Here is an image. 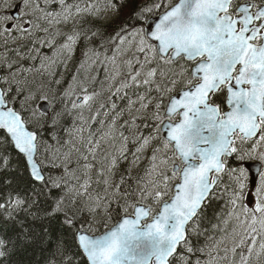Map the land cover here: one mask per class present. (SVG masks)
I'll list each match as a JSON object with an SVG mask.
<instances>
[{"label":"snow or ice","instance_id":"obj_1","mask_svg":"<svg viewBox=\"0 0 264 264\" xmlns=\"http://www.w3.org/2000/svg\"><path fill=\"white\" fill-rule=\"evenodd\" d=\"M27 245L264 264V0H0V264Z\"/></svg>","mask_w":264,"mask_h":264},{"label":"trees","instance_id":"obj_2","mask_svg":"<svg viewBox=\"0 0 264 264\" xmlns=\"http://www.w3.org/2000/svg\"><path fill=\"white\" fill-rule=\"evenodd\" d=\"M128 9H125V12H127ZM111 30V29H110ZM81 51H82V46L78 47L76 52H75V57L73 59V61L71 62L70 65H67V69H62L63 65H57V70L56 72H49V75L45 76V82L49 79L52 78V76L50 75L51 73H56L57 75L55 76L56 79H62L63 83L60 86L59 89L56 88L55 85H53V90L59 91V92H63V90L65 88H67L68 83H70L72 81V76L75 74L76 69L80 63L81 60ZM45 52L48 56L51 55V51H48L47 49H45ZM59 69H61L64 72H61V78H58L59 76ZM92 75H94L95 73H91ZM104 80V72L103 70H100V74H99V79L97 81V83L95 84V88L97 90H100L102 85L100 84L99 81ZM103 87H106V85H103ZM70 123V121H69ZM98 127V126H97ZM130 149L132 148L131 145L128 146ZM148 163L147 159L145 158L143 163H142V167L146 166ZM125 167H127L126 164H121V168L120 170L122 171ZM224 207V201H217L214 202L213 207L208 209V215L211 217L214 213V211H219L221 208ZM11 234V232L9 233ZM43 254H42V250L41 247L39 245H27V246H22V247H18L16 249V251L8 258L7 264H43Z\"/></svg>","mask_w":264,"mask_h":264},{"label":"rangeland","instance_id":"obj_3","mask_svg":"<svg viewBox=\"0 0 264 264\" xmlns=\"http://www.w3.org/2000/svg\"><path fill=\"white\" fill-rule=\"evenodd\" d=\"M50 57H52L53 60H57V59H58V57H57V56H53V54H52ZM74 57H75V54H74V56L72 57V59H71L70 61H68L67 65H70V64H71V62L73 61ZM57 65H58V64H55V63L50 64V65L48 66V70H49V72H50V71H51V72H56V70H57V68H58ZM67 65H66V66L63 65V68H62V69H67ZM61 72H64V71H62L61 69H59V71H58V73H59L58 78H61V77H62V76H61ZM71 82H72V81H71ZM71 82H70V83H71ZM68 85H69V83H68ZM68 85H67V87H68Z\"/></svg>","mask_w":264,"mask_h":264},{"label":"water","instance_id":"obj_4","mask_svg":"<svg viewBox=\"0 0 264 264\" xmlns=\"http://www.w3.org/2000/svg\"><path fill=\"white\" fill-rule=\"evenodd\" d=\"M12 14H15V13L12 12ZM249 163H251V173H252V175H255V173H256V164L252 163V162H249ZM245 167H248V163L245 164Z\"/></svg>","mask_w":264,"mask_h":264}]
</instances>
